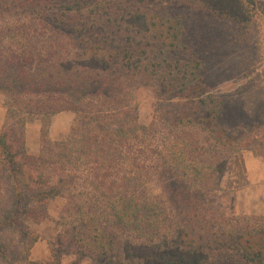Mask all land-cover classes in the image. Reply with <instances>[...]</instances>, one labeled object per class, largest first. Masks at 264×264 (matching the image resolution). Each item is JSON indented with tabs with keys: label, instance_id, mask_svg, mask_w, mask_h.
I'll list each match as a JSON object with an SVG mask.
<instances>
[{
	"label": "trees",
	"instance_id": "16d2710c",
	"mask_svg": "<svg viewBox=\"0 0 264 264\" xmlns=\"http://www.w3.org/2000/svg\"><path fill=\"white\" fill-rule=\"evenodd\" d=\"M177 2L230 14L223 0H0V262L34 263L38 237L22 217L40 222L62 198L60 248L78 258L209 264L226 250L264 264V216L227 223L207 200L232 154L250 148L264 158V121L222 122L223 102L202 82L182 20L153 6ZM149 83L158 101L146 126L130 97ZM167 85L182 109L162 96ZM63 111L77 122L52 140L49 118ZM30 116L42 119L37 154L26 143Z\"/></svg>",
	"mask_w": 264,
	"mask_h": 264
},
{
	"label": "rangeland",
	"instance_id": "374dc122",
	"mask_svg": "<svg viewBox=\"0 0 264 264\" xmlns=\"http://www.w3.org/2000/svg\"><path fill=\"white\" fill-rule=\"evenodd\" d=\"M230 14L223 17L209 10L185 2L161 6L162 15L182 20L183 42L201 61L199 75L215 99L222 101V122L229 126H250L264 121V0H223ZM168 82V81H167ZM172 87V89H171ZM178 89L167 85L162 96L171 100L172 109L183 104L176 97ZM4 96L0 93V123L5 118ZM130 103L138 114L140 124L149 126L154 118L158 101L152 84H142L134 89ZM165 102V101H164ZM78 114L63 111L49 118L48 136L62 140L76 124ZM3 126V125H2ZM42 119L30 116L26 124L28 152L37 154L40 149ZM1 131V129H0ZM33 134V138H32ZM208 162V155L202 158ZM222 163V162H221ZM220 163V164H221ZM218 184L207 197L211 208L220 212L226 222L234 217L264 216V158L250 148H242L224 161ZM159 192L157 185H149ZM65 200L57 198L48 205V217L35 222L22 217L33 235L38 237L30 251L33 264H100L89 257L78 258L61 251L60 238L63 226L59 224ZM234 224V221H231ZM18 235L7 237L11 247L18 245ZM0 264H4L0 262ZM209 264H246L235 253L221 250Z\"/></svg>",
	"mask_w": 264,
	"mask_h": 264
},
{
	"label": "crops",
	"instance_id": "0c3cea01",
	"mask_svg": "<svg viewBox=\"0 0 264 264\" xmlns=\"http://www.w3.org/2000/svg\"><path fill=\"white\" fill-rule=\"evenodd\" d=\"M3 121H4V119H3ZM2 125H3V122L1 121V123H0V129L2 128ZM33 137H34V136H33V134H32V138H33ZM26 141H27V142L29 141V132L27 133Z\"/></svg>",
	"mask_w": 264,
	"mask_h": 264
}]
</instances>
